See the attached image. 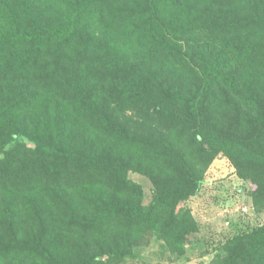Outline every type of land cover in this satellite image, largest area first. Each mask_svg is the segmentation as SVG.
<instances>
[{"label": "trees", "instance_id": "1", "mask_svg": "<svg viewBox=\"0 0 264 264\" xmlns=\"http://www.w3.org/2000/svg\"><path fill=\"white\" fill-rule=\"evenodd\" d=\"M219 154L264 211V0H0V264L183 254ZM211 264H264V223Z\"/></svg>", "mask_w": 264, "mask_h": 264}, {"label": "rangeland", "instance_id": "2", "mask_svg": "<svg viewBox=\"0 0 264 264\" xmlns=\"http://www.w3.org/2000/svg\"><path fill=\"white\" fill-rule=\"evenodd\" d=\"M128 115L133 125L144 123L135 111ZM134 177L146 187L148 203L151 184L137 174ZM204 178L201 192L179 204L182 212L191 211L199 225L185 252L175 253L165 240L159 239L144 248L141 255H127L121 264H211L225 241L264 223V211H257L253 204L251 183L237 174L225 155H217Z\"/></svg>", "mask_w": 264, "mask_h": 264}]
</instances>
